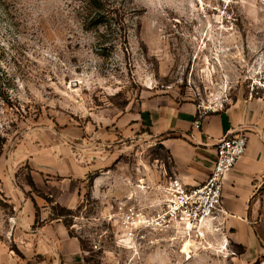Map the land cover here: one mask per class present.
<instances>
[{"label":"rangeland","instance_id":"rangeland-1","mask_svg":"<svg viewBox=\"0 0 264 264\" xmlns=\"http://www.w3.org/2000/svg\"><path fill=\"white\" fill-rule=\"evenodd\" d=\"M251 91L264 98V0H0L2 242L17 249L12 226L36 195L50 219L69 222L85 264H264L212 228L194 240L117 238L119 207L157 210L173 176L170 154L140 124L142 106ZM87 165L75 208L34 179L38 169L60 180ZM253 205L264 224V178Z\"/></svg>","mask_w":264,"mask_h":264},{"label":"crops","instance_id":"crops-1","mask_svg":"<svg viewBox=\"0 0 264 264\" xmlns=\"http://www.w3.org/2000/svg\"><path fill=\"white\" fill-rule=\"evenodd\" d=\"M198 104L192 99L157 97L142 106L140 124L170 154L173 175L190 185L204 182L210 174L221 138L234 133L246 135V152L225 180L223 205L228 215L221 231L244 247L245 258L264 257V224L257 221L253 207L264 178V98L238 96L224 109L210 111L200 127L194 125ZM73 169L60 180L46 169H38L34 179L37 186L46 188L45 195L75 208L87 174L93 169L92 165L80 171ZM98 183L96 180V186ZM33 196L24 198L21 216L11 229V242L17 249L8 248L7 240L0 238V264H85L79 239L70 236L61 219H50V207L43 197ZM35 203L39 207L37 222Z\"/></svg>","mask_w":264,"mask_h":264},{"label":"built area","instance_id":"built-area-1","mask_svg":"<svg viewBox=\"0 0 264 264\" xmlns=\"http://www.w3.org/2000/svg\"><path fill=\"white\" fill-rule=\"evenodd\" d=\"M253 97V92L249 98ZM231 97L212 104H198L194 125L200 127L210 112L224 109ZM247 137L234 133L221 138L216 147L213 168L202 183L190 185L177 176L168 177L162 186V200L155 211L134 204L122 205L118 214L120 227L117 238L121 242L138 244L148 235H159L171 240L202 238L207 230H221L228 215L223 205L224 184L227 176L245 154Z\"/></svg>","mask_w":264,"mask_h":264},{"label":"trees","instance_id":"trees-1","mask_svg":"<svg viewBox=\"0 0 264 264\" xmlns=\"http://www.w3.org/2000/svg\"><path fill=\"white\" fill-rule=\"evenodd\" d=\"M4 144H5V139L2 140V138L0 137V155L2 154V151H3V147H4ZM92 178H90L91 180ZM35 207H36V216H37V219H36V222L39 218V207L37 206V204L35 203ZM58 207L61 209V211H67V212H70V209H66L65 207H62L61 205H58ZM62 214H52L51 216V219H58V218H61L62 221L64 222V224L66 226L69 225V222H67L66 219H63L61 217ZM240 249V253L244 252V247L242 245H237ZM255 264H260V259H257Z\"/></svg>","mask_w":264,"mask_h":264},{"label":"bare ground","instance_id":"bare-ground-1","mask_svg":"<svg viewBox=\"0 0 264 264\" xmlns=\"http://www.w3.org/2000/svg\"><path fill=\"white\" fill-rule=\"evenodd\" d=\"M189 247H190V241H186L183 246L184 251L189 253Z\"/></svg>","mask_w":264,"mask_h":264}]
</instances>
